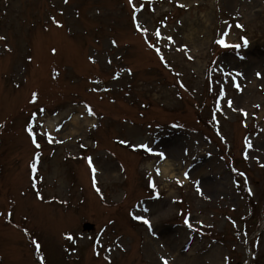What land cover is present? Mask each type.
<instances>
[{
	"label": "rangeland",
	"instance_id": "1",
	"mask_svg": "<svg viewBox=\"0 0 264 264\" xmlns=\"http://www.w3.org/2000/svg\"><path fill=\"white\" fill-rule=\"evenodd\" d=\"M135 2L144 3L139 19L152 43L156 28L173 37L171 48L167 40L158 45L169 67L136 30L127 0H0L6 37L0 40V264H39L32 240L41 244L45 264H108L105 256L111 264H162V255L170 264H264V167L256 159L264 163V0H238V7L228 0ZM223 32L241 47L219 46ZM227 99L247 117L229 109ZM218 100L222 111L215 112ZM39 108L45 112L37 124L44 127L34 129L36 149L26 126ZM45 131L63 143H49L39 135ZM245 137L253 144L247 160ZM140 143L167 158L133 150ZM89 156L103 199L92 185ZM168 165L171 172L162 175ZM232 168L246 173L253 195ZM97 238L104 245L99 257Z\"/></svg>",
	"mask_w": 264,
	"mask_h": 264
},
{
	"label": "snow or ice",
	"instance_id": "2",
	"mask_svg": "<svg viewBox=\"0 0 264 264\" xmlns=\"http://www.w3.org/2000/svg\"><path fill=\"white\" fill-rule=\"evenodd\" d=\"M63 2L65 4H67L69 2V0H63ZM127 3H128V5H129V7L131 9V19H132V21L134 23V26H135L136 30L143 35V38H144L145 43L147 44V46L155 51V53L157 54V56L159 57V59L161 60V62L164 63L165 67H169L168 62L165 59V55H164L163 51L161 50V48L158 45H159V43L161 41L167 40L169 43H168V45H166V47L171 48V46L173 44H175V41H174L173 37L170 36V35H163L161 33L160 28H156L154 30V32L152 33V35H154L157 43H155V44L152 43L151 40L149 39V29L146 26H144L142 24V21L139 19V14L142 13L143 10H144V3H141L139 5V7L137 6L135 0H127ZM178 7L185 8L186 5L183 4V3H178ZM152 10L155 11V9H152ZM51 20H52V23L55 24L57 27H63V25L58 20H56L55 17H52ZM230 27L231 26H229V28ZM236 27H242V25L237 24ZM228 36H229V32H223L221 34L220 38L216 40V43L219 46H221L222 48H225V49H228V48L239 49L241 47L240 44H229L227 42ZM5 39H6V37L0 36V40H5ZM241 39L243 40L244 46H247L248 45L247 38L246 37H242ZM111 43L113 45H116V41L115 40H113ZM6 50L7 51H11L10 48H7ZM176 50H178V51H187V46H184L182 48H178ZM53 53H55V49H53ZM188 59L191 60V59H193V57L189 55L188 56ZM90 60L93 63H95V59L94 58H91L90 57ZM108 63L111 64V60H109ZM127 71L129 72V74H131V69H128ZM54 75H58V73H54ZM176 75L179 76L180 74L179 73H176ZM229 75H231V74H229ZM239 75H241V74L240 73H236L235 76H232V80L235 81L236 76H239ZM256 75H257L258 78H262V74L261 73L258 72ZM113 78L114 79H118L119 78V74H117ZM93 83L99 85L102 82L101 81H93ZM17 87H19V85H17ZM179 87L185 88V85L181 82L179 84ZM235 87L237 88V90L242 91L241 85L238 82L235 83ZM102 90L105 91V92L106 91H110V89H108V88H104ZM185 90H187V89L185 88ZM91 91H97V89L96 88H93V89H91ZM38 96H39L38 93L33 92L32 93V97H31V100H30V103H33V104L37 103ZM226 96H227V93L225 92V90L222 87L221 88V91L219 93L220 100H224L226 98ZM226 103H227V106H228L229 109H231L232 111H239L245 117H247V115H248L247 111L244 110V109H236L233 106V101L231 99H227L226 100ZM255 107L259 108L260 105H255ZM85 108L87 110V114L88 115H90V116H94L95 115V112L93 111V109H92V107L90 105H87L86 104L85 105ZM220 111H222V109L220 107L219 100H218L217 101V104H216L215 112H220ZM44 112H45V109L44 108H39L38 109V112L32 113L31 114V117H30V120H29V122H28V124L26 126V131H27L29 137L31 138L32 144L35 146L36 149H40L41 148V145L37 141V135H38V133L36 131H34V129L37 126H39L40 128H43L44 127L43 124H39V125L37 124V116L38 115H43ZM215 112L213 113V121H215L217 123V125H218L219 124V121L216 120ZM69 119H71V118L69 117ZM0 127H3V125H0ZM61 127H63V125H60L59 127H57L56 128V131L59 132L60 129H61ZM93 127H96V125H93ZM173 127H178V125H173ZM244 127H247V124L246 123L244 124ZM217 134L220 135L219 128H217ZM39 135H44L45 138L47 139V141L49 143H52V142L63 143L62 140H57L49 132H46V131L45 132H41V133H39ZM221 139L224 140V137L222 135H221ZM118 143H120L122 145H125V146H128L130 142L125 141V140H119ZM244 145L246 147V150L243 152V157H244V159L247 160V159H249V154H248L247 149H252L253 148V144H252V142H251V140L249 138L245 137V139H244ZM80 147L81 148H84L85 145L84 144H81ZM131 147L133 148V150H140V149H142L146 153L153 154V155H157L162 160L167 158L166 157V154L164 152H154V150L147 143H140L138 145H131ZM40 158H41V154L39 152H37L36 155H35V157H34L33 162L30 165L31 172H32V180H33V185L32 186H33V188L36 187L35 181L37 180V172H38V167H39V163H40ZM85 159H86L87 164L89 165L90 170H91V173H92V185H93V188L95 189V191L97 193H99L101 195V198L103 199V194L101 192V189L97 186V183H98L97 182V179H96L97 168L93 164V158L91 156H89V157H86ZM256 159H257V163H259L261 167H264V163H261V161H260V159L258 157ZM232 171L235 172V173H237V175L239 177H242L243 180H244L245 185L247 186L248 178H247L246 173L245 172H242V171H239L236 168H232ZM156 172H157V174H160V169L157 168L156 169ZM184 177L185 178H189L188 172H185L184 173ZM177 183L178 184H181V186H183L182 185V182L179 179L177 180ZM195 185H196V191L198 193H200L201 196H204V192H203V190L200 187L199 181H196L195 182ZM149 186L154 190V192H156V196L158 198L159 193H158V191H156V184H155V182L154 181H150ZM235 186L239 189L240 186H241L240 185V182L239 181H236L235 182ZM247 192H248L249 195H253V190H252V188L250 186H247ZM37 195H38V197L41 200L43 199V196L40 195L38 189H37ZM205 198H207V197H205ZM63 203H66V201H64ZM144 211L147 212L148 209H144ZM3 215H4V213L3 212H0V216H3ZM11 215H12L11 212H8L7 213V216L9 218L11 217ZM130 215H132V218L133 219L138 220V221H141L142 223H144L145 225H147L149 229L152 228L151 221L149 219H147L146 217H144L142 215H136L134 213H130ZM181 215H185V214L183 212H181ZM189 216H190V214H189ZM184 223L187 225V227L189 229H192L193 231H196L197 230L196 228H194V225L190 222L189 217L186 216V218L184 220ZM233 223H235V222L233 221ZM25 232H27L26 229H25ZM103 234H104L103 231H101V233L99 234V236L102 237ZM65 239L71 241L72 243H75V237H73L71 234H66L65 235ZM32 244L35 247L36 253L39 255V264H45V257L43 255H40L41 248H42L41 244L37 240H32ZM95 244L98 247L97 248H94V251H95L96 256L99 257L101 255V253L98 250V248H103L104 245L101 243V240L99 238L96 239ZM106 251L110 253L112 251V248H107ZM104 259L108 261V264H111V259H110L109 256H105ZM159 259L162 262V264H170L169 259L165 258L163 255L160 256Z\"/></svg>",
	"mask_w": 264,
	"mask_h": 264
},
{
	"label": "bare ground",
	"instance_id": "3",
	"mask_svg": "<svg viewBox=\"0 0 264 264\" xmlns=\"http://www.w3.org/2000/svg\"><path fill=\"white\" fill-rule=\"evenodd\" d=\"M227 4H229V5H233V6H240V4L238 3V0H228V3ZM246 8V7H245ZM244 8H242V10H243ZM244 11V10H243ZM76 125H79V123H75ZM171 170H172V165H168L167 166V168H164V169H162L161 170V174L162 175H166V174H169L170 172H171ZM170 175H172V174H170Z\"/></svg>",
	"mask_w": 264,
	"mask_h": 264
}]
</instances>
